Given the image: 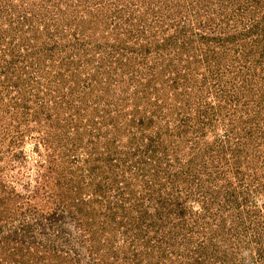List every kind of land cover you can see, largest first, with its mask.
Listing matches in <instances>:
<instances>
[{"label":"rangeland","instance_id":"obj_1","mask_svg":"<svg viewBox=\"0 0 264 264\" xmlns=\"http://www.w3.org/2000/svg\"><path fill=\"white\" fill-rule=\"evenodd\" d=\"M0 264H264V0H0Z\"/></svg>","mask_w":264,"mask_h":264}]
</instances>
